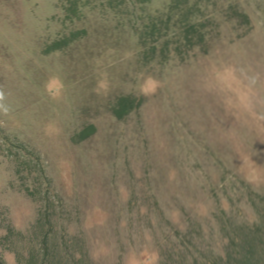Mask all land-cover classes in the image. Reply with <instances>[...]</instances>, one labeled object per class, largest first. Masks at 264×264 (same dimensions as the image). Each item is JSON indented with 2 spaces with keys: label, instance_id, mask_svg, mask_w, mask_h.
<instances>
[{
  "label": "rangeland",
  "instance_id": "rangeland-1",
  "mask_svg": "<svg viewBox=\"0 0 264 264\" xmlns=\"http://www.w3.org/2000/svg\"><path fill=\"white\" fill-rule=\"evenodd\" d=\"M0 264H264V0H0Z\"/></svg>",
  "mask_w": 264,
  "mask_h": 264
}]
</instances>
